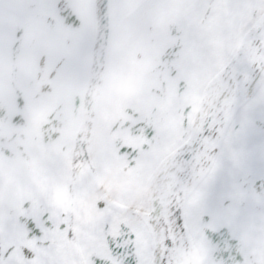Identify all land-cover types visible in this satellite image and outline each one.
Wrapping results in <instances>:
<instances>
[{
  "label": "snow or ice",
  "instance_id": "6c2138e0",
  "mask_svg": "<svg viewBox=\"0 0 264 264\" xmlns=\"http://www.w3.org/2000/svg\"><path fill=\"white\" fill-rule=\"evenodd\" d=\"M74 3L104 77L0 136V264H264V0H99L95 38Z\"/></svg>",
  "mask_w": 264,
  "mask_h": 264
},
{
  "label": "flooded vegetation",
  "instance_id": "af4514ba",
  "mask_svg": "<svg viewBox=\"0 0 264 264\" xmlns=\"http://www.w3.org/2000/svg\"><path fill=\"white\" fill-rule=\"evenodd\" d=\"M98 3L71 5L93 38L104 29ZM54 4L29 0L21 7L20 0H0V136L11 148L26 144L49 111L82 123L104 77L107 50L84 47L80 32L64 23ZM95 67L101 72L92 78Z\"/></svg>",
  "mask_w": 264,
  "mask_h": 264
},
{
  "label": "water",
  "instance_id": "95a60500",
  "mask_svg": "<svg viewBox=\"0 0 264 264\" xmlns=\"http://www.w3.org/2000/svg\"><path fill=\"white\" fill-rule=\"evenodd\" d=\"M99 75V74H98ZM97 76V71L95 69V72L93 73L92 77H96Z\"/></svg>",
  "mask_w": 264,
  "mask_h": 264
},
{
  "label": "bare ground",
  "instance_id": "6f19581e",
  "mask_svg": "<svg viewBox=\"0 0 264 264\" xmlns=\"http://www.w3.org/2000/svg\"><path fill=\"white\" fill-rule=\"evenodd\" d=\"M95 69H96V71H97V72H99V71H100V68H98V69H97V68L95 67ZM95 69H94V70H95ZM100 72H101V71H100ZM92 78H94V77H92Z\"/></svg>",
  "mask_w": 264,
  "mask_h": 264
}]
</instances>
